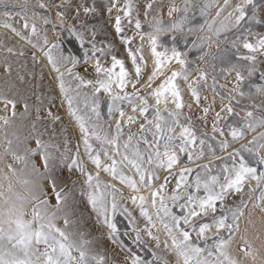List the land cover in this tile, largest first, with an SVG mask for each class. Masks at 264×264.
<instances>
[{"label":"snow or ice","instance_id":"obj_1","mask_svg":"<svg viewBox=\"0 0 264 264\" xmlns=\"http://www.w3.org/2000/svg\"><path fill=\"white\" fill-rule=\"evenodd\" d=\"M36 2L40 9H46L51 0ZM229 6V0H224L223 5L218 6L216 15L220 16ZM148 7L152 5L149 4ZM187 7L186 0L185 8ZM255 8L254 0H240L226 17L231 22V28L239 30L242 24L261 23L256 18ZM113 9L118 10L114 27L119 35L123 31L120 13L132 24L133 6L131 0H125L123 8H119L118 0H111L108 11ZM179 10L178 6H174L169 10V15ZM90 11L94 9L84 8L86 14ZM33 15L37 13L33 12ZM57 15L62 14L58 12ZM21 20L22 30H17L13 24L7 22L2 26L20 40L28 39L25 32H30L33 36L39 35L35 23H29V17L21 16ZM47 22L45 17L44 23ZM134 26L140 39L147 38L150 42L155 58L154 70L145 81L152 103L147 97L140 95V88L137 87L142 68L137 63L134 51L128 52L134 68L133 75L115 55L111 56V66L104 67L96 53L104 54L106 50L97 49L93 44L92 55L86 54L85 63L96 61L92 69L95 78L86 80L73 71L78 63L75 58L53 56V50L59 48L58 44H52L47 51L41 49L52 70L58 74L56 81L59 91L67 103L68 115L76 123L80 133L75 153L68 156L65 144L66 151L61 154V161L69 171L74 169L83 176L84 184L89 189V205L97 214L98 221L108 230V239L120 247H123L119 244L122 236L116 218L118 215H124L128 217L129 226L132 228L131 233L124 235L131 236L138 244H144L141 233H146L156 248L163 245V248L175 257V264H236V261L228 256L226 249L239 231L238 222L245 215L249 205L252 210L264 213V103L249 106L250 110L245 111L243 119L236 126L225 124L218 127L222 121L234 117L237 113L234 111L232 99L218 92L216 80L213 78V93L220 94L221 99H227L228 103L222 104L219 111L215 112L212 135L197 134L192 121L183 112L186 105L178 81H184L193 102L202 108L206 121L211 109L201 106L200 92L203 91L201 82L207 84V74L201 72L195 80H190L184 59L186 53L175 48L157 51L158 35L176 30L179 25L174 24L170 29L163 28L157 21L154 32L147 35L139 31L141 23L138 19L134 21ZM227 27L228 25L221 23L215 29L214 35L218 36ZM209 30H212L211 25ZM49 43L44 37L43 45L47 46ZM122 43L130 48L131 39L125 36ZM232 45H240L245 51L237 53L236 64H231L229 68L221 71L235 73L233 87L229 89V93L236 92L243 97L245 92L241 84L246 77L250 79L253 76L258 57L264 56V35H254L245 27L232 41ZM38 46L32 44L34 49ZM7 51L14 53L13 48H8ZM169 61L180 65L181 71H171L170 75H166L164 68ZM241 61L244 62L243 65L239 63ZM68 64L71 67H68ZM62 67L64 71H61ZM241 67H244L245 71H241ZM161 75L165 78L153 87L154 80ZM66 76L70 79H66ZM261 79H264V72L261 73ZM72 81L76 82L74 87ZM88 87L92 88L90 95L81 92V89ZM129 87L133 89L132 92L126 91ZM255 92L264 96V87L256 88ZM100 94L108 97V120L101 117ZM18 103L19 100L0 91V105H3L0 111L6 113L0 116V127H8L13 123L17 116ZM169 103L174 105L171 110L168 108ZM80 104H83V108L79 107ZM125 105L129 111H126ZM24 109L26 113V103ZM46 115L53 120L60 119L51 112ZM37 118L39 119V116ZM139 120L143 122H138ZM105 124L113 131L109 132ZM132 126L138 128L139 135L129 132L125 137V129ZM149 135L152 139H148ZM249 135L251 139L247 138ZM5 139V154L11 155L14 160L24 161L26 167L28 158L37 153L45 173L54 167L53 157L48 151L50 145L41 141L38 136L36 149H26L25 155L22 156L17 155L13 149V141L7 137ZM236 144H239V147H236ZM217 147L221 153L227 155L217 154ZM81 148L86 160H81ZM229 148H232V151L229 152ZM245 153L251 157V161ZM181 156H186L188 164L181 160ZM201 160L208 162L198 163ZM217 161L220 163L217 164ZM85 162L93 166L91 171L85 167ZM191 164L196 166L193 168ZM125 169L132 174L129 175ZM9 170L15 175V170L10 165ZM158 170H163L167 175L161 177ZM30 173L42 176L34 164L31 165ZM100 173L107 174L113 181H118L129 190L128 200L138 209L139 217L145 224L143 229L138 227L137 217L133 216L132 211L123 202L124 196L120 189L112 183L102 181ZM48 178L56 200L54 211H50L48 200L41 198L45 193L38 184H31L27 189L30 198L36 202L31 219L25 218L23 207L17 203L21 197L15 196L13 199L10 195L4 198L8 207L6 211L0 212V264H108L106 256L94 250L91 247L92 242L86 239L83 233L67 230L71 224L67 215L64 217L65 228L56 226L57 214L62 211V202L66 201L67 194L62 189L57 190L56 180ZM173 180L174 186L169 190L168 186ZM23 183L29 185L31 182L24 180ZM8 192L12 193L11 186ZM245 195L248 197L247 201L243 199ZM2 196L3 194H0V197ZM229 198H233L231 205L228 204ZM237 199L239 203H236ZM174 208L180 209L179 215L173 213ZM160 233L165 237L163 241L160 239ZM245 244L247 245V241ZM244 252L255 259L250 246L244 249ZM152 257L151 261H145L138 254H127L123 264H170L169 260L155 251L152 252Z\"/></svg>","mask_w":264,"mask_h":264},{"label":"rangeland","instance_id":"obj_2","mask_svg":"<svg viewBox=\"0 0 264 264\" xmlns=\"http://www.w3.org/2000/svg\"><path fill=\"white\" fill-rule=\"evenodd\" d=\"M124 3L125 0H118V7L123 8ZM185 3L186 0H131L133 23L129 24L120 13L123 31L118 35L114 27L118 10L108 11L111 7V0H51L46 9H40L36 0H0V91H4L10 97L20 101L16 109L17 116L13 123L8 127H0V194H3L0 197V212L6 211L8 207L4 202V198L11 195L14 199L15 196H19L22 199L17 203L23 207L26 213L25 218L31 219L32 210L36 203L30 198L27 190L31 187V184L40 186L45 193V196L41 198L47 199L50 211H54L56 200L52 195V187L48 178L50 177L56 180L57 190L62 189L67 194L66 201L62 202V211L57 214L56 226L64 229V217L67 215L71 221L67 230L83 233L85 238L92 242L91 247L106 256L108 264H123L127 254H138L142 260L151 261L153 251L164 256L170 261V264H175V257L166 251L163 245L156 248L154 242L148 238L146 233H141V237L145 241L144 244H138L131 236L124 235L132 232L128 217L124 215H118L116 218L118 230L122 236L119 244L123 247L108 239V230L98 221L97 214L88 203L87 192L89 189L84 184L83 176L74 169L69 171L61 161V154L66 151L65 144H67L68 156L75 153L80 140V133L76 123L69 117L67 103L63 100V96L59 91L58 82L56 81L58 74L52 70L47 57L42 55L41 49L47 51L52 44H58L59 48L53 50V56L63 55L75 58L78 63L73 71L86 80L95 78L92 69L96 61L91 60L85 63L86 54L87 56L92 55L93 44L97 49L106 50L104 54L96 53L104 67L111 66V56L115 55L124 62L128 71L133 75L134 68L128 52L129 50L134 51L136 52L137 63L142 68L141 79L137 87L140 88V95L147 97L152 103L145 81L154 70L155 58L152 55L148 39L141 40L140 36L137 35L134 21L136 19L140 21L141 29L139 31L145 35L154 32L155 22L157 21L163 28L170 29L174 24L179 25L176 30L165 31L158 35L157 51L175 48L177 51L186 53L184 59L187 62L186 70L190 74V80H195L201 72L207 74V84L201 82L203 91L200 92L201 106H208L211 109L206 121L202 108L193 102L184 81L179 80L178 83L186 105L183 109L185 116L192 121L197 134L207 133L211 136L212 120L215 117V112L219 111L222 104L228 103L227 99H221L220 94L213 93L211 89L213 78L216 80L218 92L232 99L235 105L234 111L237 113L234 117L222 121L218 127L225 124L236 126L243 119L245 111L250 110L249 106H259L264 103V96L255 92L256 88L264 87V79H261V73L264 72V56L258 57L253 76L250 79L246 77L243 84H241V88L245 92L243 97L236 92L229 93V89L233 87L235 73L221 71L229 68L231 64L237 63V53H244L245 50L242 46L237 45L234 47L232 41L244 31L245 27H248L254 35H264V0H254L256 18L261 23L242 24L239 30L231 28V22L226 17L228 12L240 3V0H229L230 6L220 16H217L216 13L218 6L223 5L224 0H187V8H185ZM149 4L152 7H148ZM205 5H208V7H205ZM174 6H178L180 10L173 11L169 15V10ZM84 8L94 9V11L86 14ZM33 12H36L37 15L34 16ZM58 12L62 15L58 16ZM21 16L29 17L30 24L35 23L39 33L38 36L25 32L24 34L28 39L20 40L2 26L7 22L13 24L17 30H22L23 21ZM45 17L47 23H44ZM220 22L228 25V27L217 36L214 35V32L221 25ZM209 25L212 26L211 31ZM69 29L72 31L70 32ZM125 36L131 39L130 48L122 43ZM44 37L50 42L47 46L43 45ZM29 40L31 43H29ZM250 40H252V37H250ZM32 44H38L39 46L34 49ZM8 48H13L14 53H9ZM107 50H110V52ZM21 52L24 54L20 55ZM239 63L244 64L243 61ZM67 66L71 67L70 64ZM61 71H64L63 67ZM171 71H181L180 65L176 64L175 61H169L164 68V73L170 75ZM241 71H245V68L241 67ZM164 78L165 76L161 75L155 79L153 87H156ZM66 79H70V77L66 76ZM75 83V81H72L73 87ZM249 85L252 87L250 88ZM126 91L132 92L133 89L129 87ZM81 92L90 95L92 88L81 89ZM99 98L101 117L103 120H108V97L100 94ZM25 103L28 105L26 113ZM79 107L83 108V104H80ZM2 108L3 105H0V109ZM168 108L171 110L174 105L169 103ZM125 109L129 111L126 105ZM48 112L59 116L60 119L53 120L46 115ZM5 114L4 111H0V116ZM148 115L151 118V112ZM138 122L143 121L139 120ZM109 123H112V121H109ZM105 127L108 128L109 132L113 131L108 124H105ZM129 132L139 135L136 126L125 129V137ZM178 132L179 129H177ZM37 136L41 141L50 145L48 151L53 157L54 167L48 173H45L39 153L28 158L27 167L24 161L14 160L11 155L5 154L6 137L13 141L12 147L17 155L22 156L25 155L26 149H36ZM247 138L251 139V135ZM148 139H152L151 135L148 136ZM217 139H220V137H217ZM235 146L239 147V144ZM228 151H232V148H229ZM216 152L219 155H227V153H221L218 147ZM80 155L81 160H86L82 148ZM245 156L251 161V157H248L247 153H245ZM181 160L188 164L186 156H181ZM207 162V160H201L198 163ZM216 163L219 164L220 162L217 161ZM33 164L42 176L30 173ZM9 165L15 170V175L9 170ZM190 166L194 168L196 165L191 164ZM253 166L257 165L253 164ZM85 167L90 171L93 168L88 162H85ZM125 171L129 175L132 174L127 169ZM158 172L161 177L167 175L163 170H158ZM93 175H95V172H93ZM100 179L112 183L120 189L124 196L123 202L132 211L133 216L137 217L138 227L143 229L145 224L143 219L139 217L138 209L132 206L128 200L129 190L121 186L118 181H113L107 174L100 173ZM24 180L31 183L25 185ZM174 183L173 180L168 186L169 190L174 186ZM9 186L12 188V193L8 192ZM243 199L247 201V195ZM232 200L233 198H229V205L232 204ZM236 203H239V199L236 200ZM173 213L179 215L180 209L174 208ZM238 223L239 231L226 249L228 256L236 261V264H264V213L252 210L251 205H249L245 215ZM160 239L161 241L165 239L162 233H160ZM245 241H247V245ZM248 246L251 247L255 259H253V256L245 255L244 249ZM41 250H43V246H41Z\"/></svg>","mask_w":264,"mask_h":264},{"label":"bare ground","instance_id":"obj_3","mask_svg":"<svg viewBox=\"0 0 264 264\" xmlns=\"http://www.w3.org/2000/svg\"><path fill=\"white\" fill-rule=\"evenodd\" d=\"M221 23V22H220ZM260 240V239H259ZM256 247H257V245H256Z\"/></svg>","mask_w":264,"mask_h":264}]
</instances>
